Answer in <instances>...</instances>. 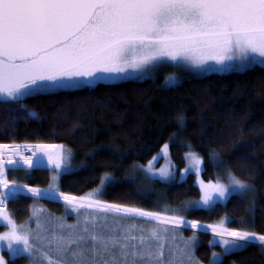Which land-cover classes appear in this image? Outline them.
<instances>
[{
    "label": "snow or ice",
    "instance_id": "1",
    "mask_svg": "<svg viewBox=\"0 0 264 264\" xmlns=\"http://www.w3.org/2000/svg\"><path fill=\"white\" fill-rule=\"evenodd\" d=\"M163 62L204 70L215 66L217 71L264 66V0H0V103L22 105L25 98L93 87L105 77L141 78ZM165 83L174 85L175 77ZM169 147L161 148L165 159ZM186 156L202 193L191 207L210 208L249 190L231 172L227 182H205L202 158L194 152ZM158 158L144 171L167 180L170 165L157 171ZM38 159L53 171L47 189L9 178L10 171L31 169ZM71 159L64 144L0 143V223L7 229L0 232V252L6 246L13 257L27 254L32 264H202L196 255L201 229L223 249L212 252L209 264H223L224 257L253 242L264 246V234L230 227L228 217L202 225L175 209L148 211L106 202L100 195L107 173L100 187L86 195L63 192L59 180ZM22 189L38 199L62 200L77 214V223L69 225L61 217L52 226L53 217L35 207L30 222L17 223L8 203ZM109 217L116 226L109 225ZM140 221L152 223L145 228ZM184 228L193 235L185 238ZM0 264H9L2 254Z\"/></svg>",
    "mask_w": 264,
    "mask_h": 264
},
{
    "label": "trees",
    "instance_id": "2",
    "mask_svg": "<svg viewBox=\"0 0 264 264\" xmlns=\"http://www.w3.org/2000/svg\"><path fill=\"white\" fill-rule=\"evenodd\" d=\"M167 71L160 69L143 80L28 97L22 105L0 103V143L64 144L76 169L61 175V191L86 195L100 187L107 173L101 199L148 211L180 209L200 199L201 192L194 174L167 183L135 176L137 167L145 166L165 143L179 170L186 165V154L194 152L203 160L205 182L226 180L231 172L252 187L254 199L231 195L225 204L182 213L186 219L207 225L228 217L230 227L264 234V67L187 77L175 85L165 83ZM52 175V169L41 167L9 172L18 184L42 190ZM35 203L55 215L66 207L61 200L27 193L9 201L8 210L22 223ZM183 230L193 235V230ZM197 235L196 255L208 264L219 247L210 245L211 233ZM8 262L28 264V259ZM223 264H264V246L253 242L224 257Z\"/></svg>",
    "mask_w": 264,
    "mask_h": 264
},
{
    "label": "rangeland",
    "instance_id": "3",
    "mask_svg": "<svg viewBox=\"0 0 264 264\" xmlns=\"http://www.w3.org/2000/svg\"><path fill=\"white\" fill-rule=\"evenodd\" d=\"M214 67L215 66H212L208 70H204V69L194 68V67H192L190 65H176V64H173L171 62H163V63L158 64L155 67L149 68L144 74H142L141 78H135V75H130L129 78H127V79H124V78H116V77H105L104 79H102L99 82H97L95 85H97L98 83H118V82H122V81H126V80H143V79L151 76L153 73H156L160 69H165V70L167 69V70H169V72L167 71L168 73H167L166 80H169L170 77H175V81H176L175 84H178L184 78H187V77H200V76L208 75V74H211V73H227V72H230V71H217V70H212V68H214ZM262 67H264V66H262ZM168 85H173V84L172 83H168ZM70 89H75V88H70ZM70 89H63V90H70ZM2 99L3 98H0V100H2ZM156 156L159 157L156 161H154V167L157 169V171L161 167H168L170 165V171L172 172V175L167 180L160 178L158 175L157 176H150L147 172H145L144 171V168L147 167L148 163L145 166L139 165L137 167V169L135 170V174L134 175L137 176V177H139V178H141V179H146V180H148V179L149 180H160L162 182H167V183H169V182H175V181L181 182V181L185 180L186 177L189 174H194L196 176L195 170L192 167V161L187 156H186V165H185V167H183L180 170L178 169V167L172 161V159L170 157V154H169V156H168L167 159L163 158V156L161 154V151ZM141 166H143V167H141ZM20 167H24V166H20ZM35 167L50 168V167H48L46 165V162H43V161H41L39 159L36 161ZM185 168H188L189 169V172L187 174L184 173V169ZM75 169H76V167L73 164V157H72V159H71V161L69 163V168L65 172H63L62 174L68 173L69 171L75 170ZM202 169H203V164H202ZM202 172H201V175H200V178L201 179H202ZM223 182H227V179L226 180H223ZM196 185L200 189V185L197 183V176H196ZM27 193L28 192L26 190H23L22 189L19 194L23 195V194H27ZM236 194L243 196L247 200L248 199L249 200L254 199L253 198L254 197V192H253V189H252L251 186L249 187V190L248 191H246L244 193H236ZM201 195H202V193H201ZM233 195H235V194H233ZM230 197H231V195L229 196V198ZM228 199L225 200V201H219V200H217V202L212 207H210V208H205V207H191V205L195 204L200 199L192 200V201L187 202L182 208L176 209V210L181 215H183L182 213H187L188 211H190L192 209H211L216 204H225L228 201ZM34 207L37 208V209H44L45 210L44 216L51 215L53 217L52 226H54L56 220H58L61 217H65L66 218V223L69 224V225H74V224L77 223V219H78L77 214L74 213V212H72V210L70 208H67L66 209V207H65L64 212H63L62 215H55L54 213H52L49 209H47L45 206H43L40 203H35L33 205V207H32V210H33ZM31 216H32V213H31ZM31 216L26 221H24L22 223H19V224H24V223L30 222ZM80 219L82 220L83 219V216H81ZM118 223L119 224H123V225H127V224L131 223V221L130 220H121ZM151 223L152 222L145 223L143 221H140L139 222V226H143V227L147 228V227H149V225ZM109 225L110 226H116V225L112 224V217H109ZM31 227L33 229H35V223L34 222L31 223ZM184 229H190V228H184ZM6 230H7L6 227L3 226L2 223H0V232L6 231ZM202 232H205V231L203 229H201L197 233L200 234ZM207 232L211 233L210 231H207ZM182 233H183V235H184L185 238H189V237L192 236V235L191 236H186L183 229H182ZM197 237H198V235H197ZM212 241H213V237H211L210 242H212ZM210 245L211 246H218L219 247V250L218 249L217 250H213V251H215L217 253H220V252L223 251V249L218 244L210 243ZM197 246H198V240H197ZM0 254H2L4 256V258H5V260H7V261L8 260H11V259H15V258L20 257V256H25L28 259V264H32V261L27 256V254H22V255H18L16 257H13L12 254L7 251L6 246L3 248L2 252H0ZM165 255H167V248L165 249ZM211 259H212V257H211ZM202 264H204V263H202Z\"/></svg>",
    "mask_w": 264,
    "mask_h": 264
},
{
    "label": "water",
    "instance_id": "4",
    "mask_svg": "<svg viewBox=\"0 0 264 264\" xmlns=\"http://www.w3.org/2000/svg\"><path fill=\"white\" fill-rule=\"evenodd\" d=\"M202 225H206V224H202Z\"/></svg>",
    "mask_w": 264,
    "mask_h": 264
},
{
    "label": "bare ground",
    "instance_id": "5",
    "mask_svg": "<svg viewBox=\"0 0 264 264\" xmlns=\"http://www.w3.org/2000/svg\"><path fill=\"white\" fill-rule=\"evenodd\" d=\"M27 154H28V152H27Z\"/></svg>",
    "mask_w": 264,
    "mask_h": 264
}]
</instances>
